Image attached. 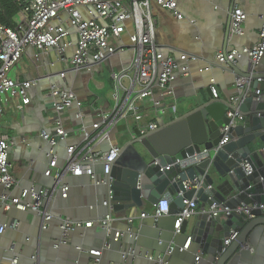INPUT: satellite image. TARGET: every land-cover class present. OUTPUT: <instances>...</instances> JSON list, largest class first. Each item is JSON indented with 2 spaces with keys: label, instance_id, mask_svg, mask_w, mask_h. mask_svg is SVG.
<instances>
[{
  "label": "crops",
  "instance_id": "1",
  "mask_svg": "<svg viewBox=\"0 0 264 264\" xmlns=\"http://www.w3.org/2000/svg\"><path fill=\"white\" fill-rule=\"evenodd\" d=\"M175 1L182 19L173 11L164 9L155 2L151 3L152 15L156 21V44L165 54L173 55L180 63V69L175 73L170 86L177 100L178 110L176 113L168 111L163 119L164 124L170 122L168 118L179 117L182 105L197 103L201 98L214 99L212 86L217 89L221 99L229 100L239 95L240 90L236 87L238 78L225 65H220L216 57L225 48L230 52L254 46L264 23V0ZM236 7L241 8L247 15L242 36L232 35L231 31L229 35L227 33L231 13ZM133 32V25L128 22L121 37L111 41L113 45L123 49L118 50L104 63L109 73L108 81L97 78V75L104 74L99 65L92 71L66 73L63 79L60 73L68 67L55 50L40 54L33 48L27 49L10 77L19 82H37L28 91L30 103L25 105L20 97L14 98L7 93L0 98V133L10 140L11 172L17 181V186L10 192L0 187V195L19 196L23 190L32 187L50 190L53 183L46 172L50 166L47 154L51 146L42 138L41 132L52 131L58 117L67 132L65 139H59L54 148L59 157V170L65 166L67 149L71 146H77L79 151H108L110 141H95L96 133L92 127L99 121V115L114 108L112 74L130 65L133 58L130 36ZM183 55L187 56L186 60H181ZM262 65L264 58L258 68ZM234 66L238 71L248 72L250 61L243 56ZM54 83H63L76 93L83 102V118L78 117L79 108L76 106L59 116L51 109L49 90ZM125 84L128 86L129 82L125 81ZM167 97L162 89L154 88V100L165 102ZM140 106L148 115L147 120H152L154 114L150 113V99L142 102ZM193 107L196 106L192 105L189 109L192 110ZM116 128L111 133L113 144L122 146L130 138L139 137L130 135L123 124ZM82 129L91 134L90 141H85ZM121 132L126 135L119 138ZM95 170L102 174V166H96ZM64 182L69 186L67 197H63V193H55L44 200L43 209L53 216V220L46 227H43V220L33 211H6L0 204V227H6L0 234L1 264H13L15 259L16 264H34L33 256L38 264H125V255L134 258L130 264H153L159 257L168 260L169 264H207L204 258L196 263V256L201 255V252L192 243L187 251L176 248L173 254H165L166 245L160 244V238L167 240L174 231L173 215L163 217L159 222L160 228H157L152 217L155 206L150 203H147L144 211L128 212L133 217L130 224L133 227L130 230L133 236L124 235L120 240L112 241L110 249L105 248L101 220L108 214V208L103 205L106 189L96 186L88 176L68 174ZM143 212L149 214L148 217L142 218ZM65 220L83 224L93 222V226L71 231L67 237L68 244L55 248L56 243L62 239L61 224ZM113 224L116 232L121 231L126 222L117 214ZM250 241L251 251L256 252L255 262L245 261L241 264H264L262 227L253 232ZM183 243L184 237H180V246ZM91 251H102L99 262Z\"/></svg>",
  "mask_w": 264,
  "mask_h": 264
},
{
  "label": "built area",
  "instance_id": "2",
  "mask_svg": "<svg viewBox=\"0 0 264 264\" xmlns=\"http://www.w3.org/2000/svg\"><path fill=\"white\" fill-rule=\"evenodd\" d=\"M15 2L21 8L19 19L16 18L13 26L0 24V98L7 93L14 98L20 97L25 105L30 103L28 91L36 86L37 82H19V80L10 77L27 49L33 48L40 54L55 50L60 60L68 67L66 71L60 73V77L64 79L66 73H72L71 69H76V72L73 73L92 71L95 66L106 61L118 50H122V47H116L111 41L120 38L126 30V23L130 22L134 29L130 36L133 45V58L128 67L112 74L114 108L108 113L99 115V121L93 124L92 128L96 133L94 134L96 135L95 141L111 142L112 130L122 124L126 126L130 135L145 136L164 125L163 119L168 111L177 112V100L170 86L175 73L180 69V63L173 55L165 54L156 44V21L151 9V3L155 2L160 7L173 11L179 19H182L183 16L178 12L175 0H15ZM246 19L247 15L241 8L236 7L233 10L230 26L232 35L242 36L244 34ZM71 49L72 54L69 55ZM243 56L249 59L250 68L258 67L263 60L264 23L254 46L220 52L216 58L220 65H225L227 63L234 64ZM186 59V55L181 57V60ZM125 81L129 82L128 86ZM250 81V79L238 78L236 87L240 90ZM156 87L162 89L168 96L165 102L152 98L153 90ZM49 91L51 109L58 116L67 109L76 106L79 108L78 117H84L81 110L83 102L63 83L52 84ZM211 91L214 98L218 99L217 89L212 86ZM256 93L260 95L261 90H257ZM149 99L152 102L150 113L154 114L152 120H147L148 115L142 111L140 106L142 102ZM231 102L233 105H237L240 102V96L233 97ZM227 117L232 121L222 129L225 136L221 145L228 143L227 133L230 129L245 121L239 111L229 110ZM82 132L85 141H90L91 134L86 129H82ZM41 136L51 146V150L47 154L50 158V166L46 175L56 181L64 180L68 174L77 177L88 176L98 187L113 183L110 174L121 152V146L118 144L111 142V148L106 152H95L91 149L79 151L77 146H71L67 149L65 166L59 170V157L54 148L59 139L63 140L67 136L59 117L55 128L50 132L43 130ZM10 145L9 138L0 133V187L8 192L17 186V181L11 172ZM195 160L199 161L198 158ZM98 165L102 166L101 175L95 170ZM243 169L246 175L252 174V169L248 164H245ZM68 191L69 186L65 185V182L60 184L58 193H63V197H67ZM52 194H55L54 190L32 187L23 190L19 196L0 195V204L6 211L12 209L33 211L43 220V227H46V224L53 220V216L43 209V203ZM185 204L186 208L176 218L175 233H179L185 220L191 219L196 214L193 201H185ZM103 205L109 209V214L101 220V225L110 234L114 230L113 207L108 201H105ZM169 212L170 201L164 198L155 206L152 217L160 219L168 216ZM257 212H260L264 218V204L240 205L234 209L214 206L211 209V216L245 215L250 221L257 219ZM148 215L143 212L141 217L146 218ZM123 219L130 224L133 222V217L130 216ZM17 225L15 224V226ZM92 226L93 222L83 224L70 220L63 221L61 224L63 236L56 243L55 248L68 244L67 237L71 231L88 229ZM5 229V226H1L0 234ZM122 236L124 233L116 231L113 240L105 244L104 247L110 249L111 242L120 240ZM238 236V232H232L231 236L225 240V246L229 247ZM191 243L192 239L189 238L184 248L174 245L168 254H173L176 248L187 251ZM90 253L95 256L96 261H100L102 251H91ZM32 258L35 261L34 264H38L36 257ZM200 259H203L202 255H197L196 263H199ZM12 262L16 264L17 259ZM153 264H169V261L161 257L154 260Z\"/></svg>",
  "mask_w": 264,
  "mask_h": 264
},
{
  "label": "water",
  "instance_id": "3",
  "mask_svg": "<svg viewBox=\"0 0 264 264\" xmlns=\"http://www.w3.org/2000/svg\"><path fill=\"white\" fill-rule=\"evenodd\" d=\"M224 67L237 78L251 80L240 89L237 105H233L231 99L203 98L194 109L165 123L157 131L130 138L121 146L112 168L113 183L99 186L107 191L105 201L112 205V215L119 214L123 218L133 210L144 211L147 203L156 206L167 198L175 226L177 216L186 208L185 201H193L196 214L183 222L179 233L172 231L167 240L161 237L160 244L166 245L167 254L174 245L184 248L191 238L192 245L207 264L255 262L256 252L251 251L250 237L257 228L262 227L264 232L260 212L257 219L250 221L245 215L211 216L214 206L234 209L240 205L264 204V70L256 67L248 72L238 71L233 63ZM71 71L76 72V69ZM257 90H261L260 95ZM229 110L239 111L245 121L232 127L227 133L228 143L221 145L225 136L222 129L232 121L227 117ZM138 143L149 153L151 161L137 150ZM109 145L110 149L111 142ZM245 164L251 167V175H246ZM51 180L50 190L58 194L64 180L56 181L52 177ZM161 219L154 218L157 228ZM124 221L121 232L126 237L133 236L130 231L133 227ZM101 227L107 244L113 240L115 230L108 234ZM232 232H238L239 236L226 247L225 240ZM180 237H184L182 246ZM124 259L125 264H130L134 258L125 255Z\"/></svg>",
  "mask_w": 264,
  "mask_h": 264
},
{
  "label": "trees",
  "instance_id": "4",
  "mask_svg": "<svg viewBox=\"0 0 264 264\" xmlns=\"http://www.w3.org/2000/svg\"><path fill=\"white\" fill-rule=\"evenodd\" d=\"M20 11L15 0H0V24L13 26Z\"/></svg>",
  "mask_w": 264,
  "mask_h": 264
},
{
  "label": "rangeland",
  "instance_id": "5",
  "mask_svg": "<svg viewBox=\"0 0 264 264\" xmlns=\"http://www.w3.org/2000/svg\"><path fill=\"white\" fill-rule=\"evenodd\" d=\"M17 19H19V17H17ZM99 66H101L102 67V69L104 70V74H102V75H97V78H99V79H104V80H106V81H108V79H109V73L107 72V70L105 69V66H104V64H102V65H99ZM259 70H264V65H262V66H259V68H258ZM87 78V77H86ZM86 81H88V80H86ZM6 98V97H5ZM202 100H203V98H201L200 100H199V102H197V103H193V104H190V103H187V104H185V105H182L183 107H182V109H181V111H180V114H179V116H182L183 114H185V113H188L189 111H191L189 108L192 106V105H195V106H197L198 104H200L201 102H202ZM195 107H193L192 109H194ZM171 120H174V117H172V118H168V121H171ZM126 134L124 133V132H121L120 134H119V138H121L122 136H125ZM122 142V141H121ZM136 148H137V150L141 153V155L143 156V157H145V159L147 160V161H151V157H150V155H149V153L146 151V149L141 145V144H136Z\"/></svg>",
  "mask_w": 264,
  "mask_h": 264
}]
</instances>
